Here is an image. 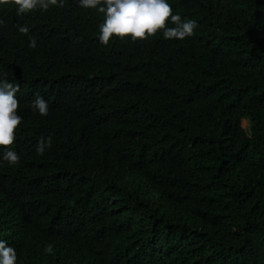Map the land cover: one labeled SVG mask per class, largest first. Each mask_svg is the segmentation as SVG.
Instances as JSON below:
<instances>
[{
	"label": "trees",
	"instance_id": "1",
	"mask_svg": "<svg viewBox=\"0 0 264 264\" xmlns=\"http://www.w3.org/2000/svg\"><path fill=\"white\" fill-rule=\"evenodd\" d=\"M167 2L193 36L105 46L94 29L81 41L72 10L1 6L14 42L35 36L57 63L24 59L15 78L0 66L57 92L30 117L35 136L16 130L19 165L0 158V240L16 264H264V0ZM62 98L70 129L38 155Z\"/></svg>",
	"mask_w": 264,
	"mask_h": 264
},
{
	"label": "clouds",
	"instance_id": "2",
	"mask_svg": "<svg viewBox=\"0 0 264 264\" xmlns=\"http://www.w3.org/2000/svg\"><path fill=\"white\" fill-rule=\"evenodd\" d=\"M3 5L11 7L17 15L36 9L72 10L78 20L77 30L81 41L86 30L94 29V38L105 46L111 38L118 43H131L148 39L160 31L165 39L184 40L193 36L198 26L192 19H182L180 15L173 14L167 0H0V11ZM91 11L98 13L97 17ZM81 12L82 15L79 16ZM169 22L174 26L168 27ZM18 30L25 35L29 33L26 26H21ZM11 32L12 27L0 15V66L14 70L9 73L12 77L23 75L24 59H29L37 69L57 64L49 61L50 54L37 45L35 36H29L26 42L17 44ZM58 74L60 75V70ZM14 78H0V158L9 165L20 163V156L10 150L16 148V130L20 124L28 123L35 136L33 131L39 128V121L31 122L30 117L47 116L50 113V103L57 98V92L50 95L48 91L37 92L23 88ZM71 112V103L62 98L58 110L53 114L49 130L40 128L48 137L42 136L37 142L38 155H43L46 149L52 147V137L68 132L70 128L67 118ZM8 193L6 191V195ZM8 202L11 203L12 200ZM7 244L0 240V264H16V250ZM44 252L53 254L54 246L47 244Z\"/></svg>",
	"mask_w": 264,
	"mask_h": 264
},
{
	"label": "rangeland",
	"instance_id": "3",
	"mask_svg": "<svg viewBox=\"0 0 264 264\" xmlns=\"http://www.w3.org/2000/svg\"><path fill=\"white\" fill-rule=\"evenodd\" d=\"M242 126L246 129L248 127V123L246 120H242Z\"/></svg>",
	"mask_w": 264,
	"mask_h": 264
}]
</instances>
